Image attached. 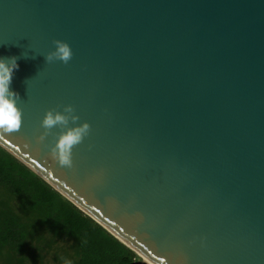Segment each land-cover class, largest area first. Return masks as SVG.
I'll return each instance as SVG.
<instances>
[{"label": "water", "instance_id": "95a60500", "mask_svg": "<svg viewBox=\"0 0 264 264\" xmlns=\"http://www.w3.org/2000/svg\"><path fill=\"white\" fill-rule=\"evenodd\" d=\"M54 40L67 64L46 62ZM22 126L0 146L142 260L264 264V0H0ZM90 132L60 166L49 109Z\"/></svg>", "mask_w": 264, "mask_h": 264}, {"label": "trees", "instance_id": "16d2710c", "mask_svg": "<svg viewBox=\"0 0 264 264\" xmlns=\"http://www.w3.org/2000/svg\"><path fill=\"white\" fill-rule=\"evenodd\" d=\"M48 255L55 264L141 259L0 146V264H45Z\"/></svg>", "mask_w": 264, "mask_h": 264}, {"label": "clouds", "instance_id": "9594fccd", "mask_svg": "<svg viewBox=\"0 0 264 264\" xmlns=\"http://www.w3.org/2000/svg\"><path fill=\"white\" fill-rule=\"evenodd\" d=\"M55 48L45 56L46 62L60 61L67 64L72 58L70 45L62 40H54ZM16 57L0 58V133L12 134L22 126V110L18 107L19 94L10 89L14 70H17ZM74 113L71 105L61 110L49 109L41 120L43 132L37 137L43 141L52 129L60 131L54 133L55 143L51 146L49 154L60 166L71 169L73 167L72 150L82 143L89 135L88 122L77 124L79 117Z\"/></svg>", "mask_w": 264, "mask_h": 264}, {"label": "rangeland", "instance_id": "374dc122", "mask_svg": "<svg viewBox=\"0 0 264 264\" xmlns=\"http://www.w3.org/2000/svg\"><path fill=\"white\" fill-rule=\"evenodd\" d=\"M15 258V257H14ZM140 260H142V258L140 259ZM138 261V260H137ZM45 264H55V262L53 261V257H52V255H48V256H46V258H45Z\"/></svg>", "mask_w": 264, "mask_h": 264}, {"label": "bare ground", "instance_id": "6f19581e", "mask_svg": "<svg viewBox=\"0 0 264 264\" xmlns=\"http://www.w3.org/2000/svg\"><path fill=\"white\" fill-rule=\"evenodd\" d=\"M147 264H153L152 262H150L149 260L145 259Z\"/></svg>", "mask_w": 264, "mask_h": 264}]
</instances>
